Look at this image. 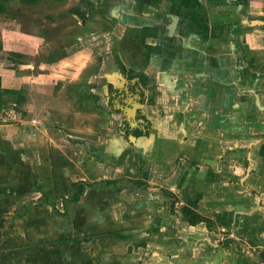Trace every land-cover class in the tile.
Wrapping results in <instances>:
<instances>
[{
  "label": "crops",
  "instance_id": "crops-1",
  "mask_svg": "<svg viewBox=\"0 0 264 264\" xmlns=\"http://www.w3.org/2000/svg\"><path fill=\"white\" fill-rule=\"evenodd\" d=\"M45 3L76 28L0 69V264H264V0Z\"/></svg>",
  "mask_w": 264,
  "mask_h": 264
},
{
  "label": "rangeland",
  "instance_id": "rangeland-1",
  "mask_svg": "<svg viewBox=\"0 0 264 264\" xmlns=\"http://www.w3.org/2000/svg\"><path fill=\"white\" fill-rule=\"evenodd\" d=\"M7 8V13L0 16V69H15L16 64L12 62V58L14 57L12 55L13 47L20 43L28 45V39L33 42L31 36L36 37L37 34H40L43 39L45 38L44 42L43 39H35L38 43H41L39 49L42 51H40L39 55L35 58H33L31 54L23 55L21 62L23 66H28L30 61L36 60L39 65L40 62H44V59L48 62L51 58L52 61H55L57 58L62 57L61 54L57 55L55 52V54L51 52L49 46L50 44L53 45L54 42L56 43L57 40L62 41L61 43L58 41L59 43L57 44L59 47L70 43L67 38L60 39L58 38V35L63 33L68 27L67 30L70 28H76L73 21H71V23L67 18L63 21L61 19H58L57 21L55 19L52 20V16H47L52 7L46 5V3L43 5L40 4L38 9L34 10V8H29L20 3L19 0H11L8 3ZM46 38L48 39L46 40ZM45 50L46 52H44ZM42 71L43 73L46 72V70ZM17 72L22 74L27 73L28 70H17ZM20 91L23 93V97L27 93L25 89H21ZM6 99L8 100L0 106V122L3 120L12 122L14 115L12 110H16L20 113L24 111V105L14 106L13 98L8 97Z\"/></svg>",
  "mask_w": 264,
  "mask_h": 264
},
{
  "label": "trees",
  "instance_id": "trees-1",
  "mask_svg": "<svg viewBox=\"0 0 264 264\" xmlns=\"http://www.w3.org/2000/svg\"><path fill=\"white\" fill-rule=\"evenodd\" d=\"M10 1L11 0H0V16L7 13V10H8L7 6H8V3ZM19 1H20V3H22L23 5H25L27 7H36V6H39L40 4H42L43 2H45V0H19ZM56 1L64 2L65 0H56ZM12 55L18 59L23 58V55L18 54V53H13ZM8 97L13 98L15 100V103L18 105L22 104L25 100L23 97V93L21 91L3 89L2 84H1V78H0V106L3 105L6 100H8V99H6ZM72 187L76 191L75 195L72 198V201L77 202L79 200L80 196L83 194L85 188H84V186H82L78 183H73ZM183 213L186 216V218L188 219L190 224H197V223L205 221V219L203 217H201L197 213H194L188 209H184Z\"/></svg>",
  "mask_w": 264,
  "mask_h": 264
}]
</instances>
